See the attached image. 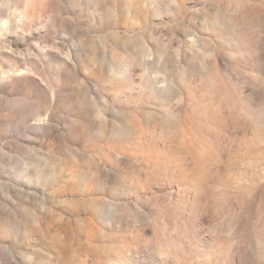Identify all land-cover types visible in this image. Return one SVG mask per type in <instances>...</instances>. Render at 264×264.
Listing matches in <instances>:
<instances>
[{"label":"clouds","instance_id":"obj_1","mask_svg":"<svg viewBox=\"0 0 264 264\" xmlns=\"http://www.w3.org/2000/svg\"><path fill=\"white\" fill-rule=\"evenodd\" d=\"M0 264H264V0H0Z\"/></svg>","mask_w":264,"mask_h":264}]
</instances>
